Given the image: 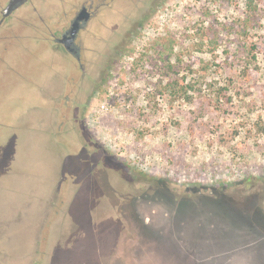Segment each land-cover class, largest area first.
<instances>
[{"label": "rangeland", "instance_id": "obj_1", "mask_svg": "<svg viewBox=\"0 0 264 264\" xmlns=\"http://www.w3.org/2000/svg\"><path fill=\"white\" fill-rule=\"evenodd\" d=\"M99 1L0 26V264H264V0Z\"/></svg>", "mask_w": 264, "mask_h": 264}, {"label": "flooded vegetation", "instance_id": "obj_2", "mask_svg": "<svg viewBox=\"0 0 264 264\" xmlns=\"http://www.w3.org/2000/svg\"><path fill=\"white\" fill-rule=\"evenodd\" d=\"M11 0H6L5 2V6L10 2ZM27 0H18V2L16 3V5L13 7V9L10 11V13L5 16L2 17L3 15V8L5 7H0V20L2 19L0 26L2 25V23L4 22V20L11 15V13L13 11H15L19 6H21L24 2H26ZM109 1V0H108ZM106 0H102L97 2L96 4H90V5H86L85 2H82L80 4V6L73 12V14L69 17V19L63 23V25H61L58 30L55 29L53 31H50L49 34V42L50 44L56 45L58 46V49L60 52H64L65 54H69L70 55V60H72L73 58L78 59V54L80 51V45L77 41V37L80 34L81 31L85 30L88 26V23L93 20L99 9L103 6L106 5V3H109ZM82 12L81 15V19L77 22V27L75 32L72 35V38L69 40H67L66 42H68V46H65V42H62L61 39L63 38H68V30L71 26V23L74 21L75 17ZM7 32H5L0 40H4L5 38H7V36L5 35ZM5 35V36H4ZM11 35V34H10ZM18 39H20V37H18ZM52 46V45H51ZM83 70V67H82Z\"/></svg>", "mask_w": 264, "mask_h": 264}, {"label": "trees", "instance_id": "obj_3", "mask_svg": "<svg viewBox=\"0 0 264 264\" xmlns=\"http://www.w3.org/2000/svg\"><path fill=\"white\" fill-rule=\"evenodd\" d=\"M257 0H244L245 7L249 12H256L257 11ZM250 50H254L255 46L250 45ZM214 49L210 50L211 55L213 58H216V55L213 54ZM170 66V65H169ZM162 91L164 94L175 98L176 96L185 97L188 100L192 98V93L195 91V84L193 82H185V77L181 78H173L172 81L166 82L163 87Z\"/></svg>", "mask_w": 264, "mask_h": 264}, {"label": "water", "instance_id": "obj_4", "mask_svg": "<svg viewBox=\"0 0 264 264\" xmlns=\"http://www.w3.org/2000/svg\"><path fill=\"white\" fill-rule=\"evenodd\" d=\"M18 2V0H11L4 8H3V15L2 17H5L7 16L10 11L13 9V7L16 5V3ZM81 15H82V12H80L74 19V21L71 23V26L68 30V38H63L61 39L62 42H65V46H68V42H66L68 39L70 40L72 38V35L73 33L75 32L76 30V27H77V22L81 19ZM2 19L0 20V23H1Z\"/></svg>", "mask_w": 264, "mask_h": 264}]
</instances>
